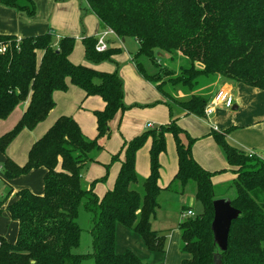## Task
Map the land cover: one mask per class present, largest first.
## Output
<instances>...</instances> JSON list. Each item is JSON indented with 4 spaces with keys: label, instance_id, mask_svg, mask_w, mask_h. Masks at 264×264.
Returning <instances> with one entry per match:
<instances>
[{
    "label": "trees",
    "instance_id": "trees-1",
    "mask_svg": "<svg viewBox=\"0 0 264 264\" xmlns=\"http://www.w3.org/2000/svg\"><path fill=\"white\" fill-rule=\"evenodd\" d=\"M84 1L101 26L120 40L136 41L132 59L137 72L171 97L184 115L205 118L219 80L264 92V0ZM0 6L27 18L36 12L32 0H0ZM96 41L92 36L82 38L84 58L93 66L111 61L120 52L109 48L99 53ZM75 42L73 37L57 39L49 30L21 39L0 34V45L5 47L0 53V120L27 100L19 122L0 137V154H5L21 131L33 130L46 119L55 105L53 93L65 92L67 81L86 97H100L104 105L94 112L95 138H87L73 118L63 116L32 145L23 166L5 157L1 167L5 180L40 168L45 175L42 195L23 189L6 207L18 230L14 242L0 236V264H82L88 258L94 264H146L129 250L116 252L117 225L138 236L149 252L164 254L166 232L151 229L157 198L162 191L183 189L188 182L194 186L201 211L179 222L180 252L185 256L180 264H264V157L231 147L226 131L211 130L210 134L226 162L236 168V196L230 203L240 215L232 221L227 249L216 262L213 256L218 250L210 229L212 203L227 196H215L212 177L220 173H210L194 160V139L175 121L123 142L124 159L114 186L101 198L94 192L97 180L88 189L81 188V172L94 162L92 155L103 149V141L111 135L109 124L131 107L123 103V83L117 71L100 72L70 62ZM161 58L171 65L166 82L172 84V91L164 87L158 71L152 73L146 66L156 65ZM166 134L175 143L177 172L162 188L158 184L159 156L166 151ZM149 138V175L141 196L132 189L137 182L135 157ZM119 154L111 162L119 161ZM81 207L92 214L89 255L73 252L80 244L82 230L76 220ZM189 210L183 207L181 214Z\"/></svg>",
    "mask_w": 264,
    "mask_h": 264
},
{
    "label": "crops",
    "instance_id": "crops-1",
    "mask_svg": "<svg viewBox=\"0 0 264 264\" xmlns=\"http://www.w3.org/2000/svg\"><path fill=\"white\" fill-rule=\"evenodd\" d=\"M56 9H58V13L63 10V8H61L59 4L56 5ZM25 18L27 20L32 19L27 17ZM1 19L2 18L0 17V20ZM74 21L75 26H77L76 20ZM85 23L87 25L86 33L88 32V34H86L84 30H82V32L85 33V35H83V33L79 31L78 27H74V25L71 24L74 29H69L70 32L67 30H60V32H58L59 34L56 35L58 36L57 39L61 38L62 35L68 34V36L66 35L67 37H73L77 42L79 41L82 43V38L84 36H92L96 38L100 33L105 30V28L100 25L98 19L93 13H91V15H88V17L85 19ZM54 27L58 29L56 25H54ZM2 33L3 32H1L0 34ZM10 33L13 34L8 35H14V32ZM36 33L39 32H28L27 35H34ZM25 34L26 32H20L21 37H17V34L14 36L18 39H21L23 38L22 35ZM126 40L128 39L120 40L114 36L106 37V42L108 43L109 48L119 49L120 51V45H124ZM120 54L121 52L116 53V55L113 56V59H117L120 61L119 64L122 65L120 69V76L127 83V88L134 92L133 95L130 94L127 97L128 102L157 101V95L154 93L150 94L148 97H142L138 95V93L142 90L141 88H144V84L146 85V83L142 82L143 79L140 77L139 73L137 72V69L134 66L132 59L133 55L127 54L126 58H124ZM73 61L75 64H81V62L83 63V61H79L78 59ZM82 65L92 67L100 72H113V69L111 67L107 68L104 64H101L99 66H90L88 64ZM67 83L68 89L65 92L56 91L53 93L52 98L55 105L46 117V119L39 123L33 130L21 131L18 136L8 145L5 150V154H0V236L4 237L9 242H14L16 239L18 223L16 221L11 220L9 213L6 210V207L10 203L14 202L15 194L20 190L27 189L35 195H42L45 169L40 168L30 172L25 176H20L13 180H5L2 177L1 171V167L5 157L11 159L18 166H23L27 162L28 153L32 145L53 126L57 119L63 116L73 118L87 138L93 139L96 137V119L94 116V112L101 111L103 109L104 105L101 98L98 96L86 97L85 93L81 89L71 85L69 81H67ZM133 86L135 87V89H132ZM153 88L155 87L153 86ZM217 92L229 93L231 100L229 108H235L233 109L235 112L234 115H228L225 112V109L222 107L223 105H216L213 110V113L209 117L201 118L203 119V121H201L195 116H186L184 115V113H181L180 116L174 118L178 119V126L187 131L190 136L200 137L207 134V138L193 144L192 155L194 160L206 171H209L210 173H220L212 177L213 186H215V183H227L229 181H233L235 178L234 172L236 171V168L231 167L225 159V161L222 159V155L220 154V152L217 151V148L214 145L216 143L215 141H213V137L211 138V130L217 133H223L224 131H226L227 143L238 151H242L244 153L251 152L255 153L256 155L264 156V92L244 85L226 83L221 80L217 82L216 89L213 94L216 95ZM26 106L27 100L18 104L7 118L0 120V137L14 128V126L21 119L26 109ZM241 106L246 107L248 110L240 111ZM142 113H150V119L153 122L160 123L161 125H165L167 124V122L169 123L170 120L169 113H167V110L163 108H156L152 111L143 110V112H139L137 111V109H134L133 111H126L123 115H117L111 121L113 123H111L110 125L115 126L117 124L119 130L122 133L121 136L123 138H128L129 140H131L132 138L137 136L143 128V126L135 127L136 116ZM129 117H133V126L131 127H128L126 125V120ZM198 122H200V124H198ZM202 122L205 124H203ZM168 136L172 138L171 135H166L165 140H167V145L170 144ZM111 140L108 143L109 145H107L106 147L107 156L104 153V155L97 157L96 162L92 163L89 166L86 175V180H89V183L91 184L95 180L104 178V167L109 166V180L105 187V190L107 189L106 191L113 188L120 169V162L124 159V154L123 152H121L123 144L121 143V139L119 137H115V139H113L112 141ZM149 140L151 141V139ZM149 142L145 144V149L143 148L144 150H140H143L142 152L138 151L136 153L135 157V171L136 173L140 172V174L144 177H148L149 175V150L151 147V143ZM174 150L175 157L172 152L169 163L170 171L167 172V176H164L161 173L162 166H165V154H161L159 156V163L161 168L158 184L162 188L167 186V184L169 183L168 179L170 178L172 180L177 172V155L175 143ZM117 154H119V162L111 164L110 160L112 156ZM161 181H165L168 183L164 184ZM160 182L162 186L160 185ZM95 191L97 194L101 195H104L106 192L102 190L104 192L99 193L96 190V187ZM183 215L184 214H182V217ZM153 218L151 219V222ZM154 231L159 232L160 230ZM180 247L181 236L179 229L178 231L174 230L166 238L165 253L153 255L154 253H151L147 250L143 241L138 236H136L126 228L122 227L121 225H117L116 227L115 250L118 254L129 250L141 260L145 259L147 261L149 259L151 261V264H180L182 259L185 258V256L180 252Z\"/></svg>",
    "mask_w": 264,
    "mask_h": 264
},
{
    "label": "rangeland",
    "instance_id": "rangeland-1",
    "mask_svg": "<svg viewBox=\"0 0 264 264\" xmlns=\"http://www.w3.org/2000/svg\"><path fill=\"white\" fill-rule=\"evenodd\" d=\"M32 1L35 4L36 12H35V16L31 20H27L22 14L17 13L14 10L0 6V9H1L0 10V17L2 18L0 20V31L3 32L2 34L8 35V34H13L10 32H14V35L17 34L16 35L17 37H21L20 32H26L25 35H22L23 37H25V36H31L32 35V34L27 35L28 32H39L40 34H42V32L44 33V32L49 30V31H52V33L56 36L59 34L58 32H60V30L69 31V29L73 30L74 27H78L79 31H81V33H83L82 30H84L86 33L87 25L85 23V19L88 17V15H91L92 12H90V10L88 9V6L86 5L84 0H32ZM58 4L60 5L61 8H63V10L59 13H58V9H56V5H58ZM48 18H49V20H48ZM47 20H48V22H47ZM74 20H76L77 26H75ZM71 24L74 25V27H72ZM54 25H56V27L58 29H56L54 27ZM39 33H36L32 36L39 35ZM85 33H83V35H85ZM86 34H88V32ZM66 35L68 36V34H66ZM66 35H62L61 37L66 36ZM56 37L58 38V36H56ZM75 45L76 46L73 49V51L69 57L70 62L75 64L73 60L78 59L79 61H83V63L81 62V64H88V65L92 66L91 64L87 63L85 58H84L82 43L79 41L78 42L76 41ZM120 49H121L120 55L123 56L124 58H126L127 54H130V55L135 54V52L137 51V43H136V41H134L132 39H128V40H126L124 45H120ZM161 60L162 61L156 62V65L147 64L146 66H147V68H150L152 73H155L156 71H158V74L160 73L159 76H161L163 78L161 80L165 81V83H166L164 85V87L166 89L172 91L173 90V89H171V88H173L172 84L170 82H166L168 80V75H169V73H168V75L166 74L167 73L166 71H167V69L170 68L171 65H169L164 60V58H161ZM119 62H120L119 60L112 58L111 61H106V62H103L101 64L106 65L107 68L111 67L113 69V72L117 71L119 78L121 79V81L123 83V94H124L123 95V103L125 106L131 107V108H129V110H127V112L130 110L133 111L134 109L135 110L137 109V111H139V112H143V110L152 111L156 108H163V109L167 110V113H169V119L173 120L177 123L178 119H174V118L181 115V113H182L181 108L177 105V103L173 99H171V97L161 93L156 88V85L154 83H150L148 81H147L148 83L145 82L146 80L143 79L141 76L140 77L143 79L142 82L146 83V85L144 84V88H141L142 90L138 93V95L142 96V97H148L150 94L154 93L157 95L158 100L155 102L154 101H152V102H139V101L128 102L127 97L130 94L133 95L134 92L127 88V85H126L127 83L120 76V69H121L122 65L119 64ZM77 64H80V63H77ZM77 64H75V65H77ZM101 64H98L95 66H99ZM177 65H179V64L178 63L175 64L176 68H177ZM172 70H174V72L176 74V69L172 68ZM172 75H174V74H172ZM153 86L155 88H153ZM132 89H135V87L133 86ZM181 94L182 93H180V95ZM176 95H178V93ZM219 95H220V93L217 92L216 95L213 97V100L209 103V105ZM173 97H176V96H173ZM229 106H230V104H229ZM229 106H227V108H225L224 106H222V107L225 109V112L228 115L232 116V115H234L235 112L233 109H230L231 107L229 108ZM243 110H248V109L246 107L241 106L240 111H243ZM149 114L150 113H142V114H139L138 116H136V119H135V121H136L135 125L136 126L135 127L143 126V128L141 129V131L139 132L138 135H140L144 131L151 130L150 128H147V124L152 125L153 126L152 129H157L161 125L160 123L153 122L150 119ZM132 119H133V117L127 118L126 125L128 127L133 126ZM199 119L201 121H203V119H201V118H199ZM206 122H207V120H206ZM111 123H113V122H111ZM110 124H109V128H110L111 135L107 140H104V141L102 140L103 141V149L95 152L92 155L94 162H96L97 157L104 155V153L107 156V148L106 147H107V145H109L108 143L111 140V138L113 140V139H115V137H119L121 139V143H123L124 141H129L128 138H123L121 136L122 133L119 130V127L117 124L115 126L114 125L112 126ZM167 124H169V123L167 122ZM167 124H165V125H167ZM198 124H200V122H198ZM203 124H205V123H203ZM166 135H169V134H166ZM166 135H165V137H166ZM168 137H169V141H170L171 146H170V144L167 145V140H165L167 152L165 151L163 153V154H165V156H164L165 166H162V168H161V173L164 176H167V172L170 171L169 163H170L172 152H173L174 157H175L174 142L170 136H168ZM191 138L194 139V143H197L198 141H200V140L202 141L205 138H207V134L200 136V137L191 136ZM211 138H212V135H211ZM149 139H147L145 144L150 141ZM149 143H151V141ZM145 144L141 149H143L145 147ZM214 145L217 148V151L220 152V154L222 155L221 157L224 160L225 157L223 155V152L221 151V149L216 144H214ZM142 151H140V152H142ZM257 156H261V155H257ZM94 162L89 163V165L81 172V188L83 190L88 189L90 186L89 180H86V175H87V170L89 169V166ZM115 162H119V161H115ZM115 162H111V164L115 163ZM104 168H105L104 169L105 170V174H104L105 178L98 179L97 181L95 180L96 182L94 184V192L99 198H101L103 194L102 195L97 194L95 191V187L99 193H102V192L107 190V189L105 190V187H106L108 180H109L108 172H109L110 168H109V166H106ZM136 175H137V182H136V184L132 185V189L138 191L140 193V195L142 196L143 195L142 184H143L144 180L146 179V177L142 176L140 174V172H137ZM216 175L217 174H215L214 176H216ZM169 180H171V179L170 178L168 179V182L170 183L171 181H169ZM161 182L164 184L168 183L165 181H161ZM161 182H160V185H161ZM221 184H223V185H221ZM214 185L216 186V187L214 186V192H215L216 197L220 198L221 195H223V196H227V198L232 200L236 196L235 188L233 186V181H229L227 183H215ZM0 189H1V185H0ZM102 190H104V191H102ZM194 194H195V191H194V186H193L192 182H188V184L183 189L178 186L177 188H174V190L172 189V190L162 191L157 198L158 208L156 210L155 217L153 218V220L151 222L152 229L153 230H160L161 232L165 231L167 234V237H168L174 230L178 231L179 222L182 220L183 217H186L185 215H186L187 211H185L183 213L184 214L183 217L181 214V210L183 207L189 208L194 214L200 213L201 207H200L199 203L196 201ZM91 219H92V214L90 212L85 211L81 207L79 209V216H78L76 222L79 225V227L81 228L82 232H81L80 244L76 249L73 250V252L75 254L89 255L92 252V247H91L92 238H91V234H90ZM153 255H156V253H154ZM142 261L145 262L146 264H151V261L149 259L147 261L145 259H142ZM82 264H94V263H93L92 259L88 258V259L84 260L82 262Z\"/></svg>",
    "mask_w": 264,
    "mask_h": 264
},
{
    "label": "water",
    "instance_id": "water-1",
    "mask_svg": "<svg viewBox=\"0 0 264 264\" xmlns=\"http://www.w3.org/2000/svg\"><path fill=\"white\" fill-rule=\"evenodd\" d=\"M212 209L213 219L210 229L213 236V246L218 250V253H215L213 256V260L216 262L219 258V253L227 249L231 223L236 220L240 214L231 206L229 198L214 200Z\"/></svg>",
    "mask_w": 264,
    "mask_h": 264
},
{
    "label": "built area",
    "instance_id": "built-area-1",
    "mask_svg": "<svg viewBox=\"0 0 264 264\" xmlns=\"http://www.w3.org/2000/svg\"><path fill=\"white\" fill-rule=\"evenodd\" d=\"M107 36H115V34L113 33L112 30L110 29H105L102 33H100L96 38H97V41H96V44H95V50L97 52H105L106 50L109 49V45L108 43L106 42V37ZM117 38V37H116ZM5 52V47L1 46L0 45V53H4ZM230 96L227 92H221L220 95L210 104L206 107L205 111H204V115L205 117H209L212 113H213V110L214 108L216 107V105H223L225 107L229 106L230 104ZM147 128H150L152 129L153 126L152 125H147ZM254 153H248L249 156H252ZM255 155V154H254ZM187 217H192L194 216V213L189 210L186 212V215Z\"/></svg>",
    "mask_w": 264,
    "mask_h": 264
}]
</instances>
